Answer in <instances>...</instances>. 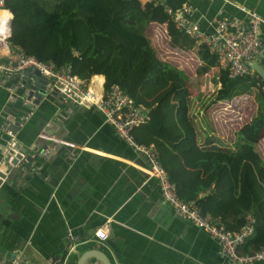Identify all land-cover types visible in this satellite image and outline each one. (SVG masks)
Returning a JSON list of instances; mask_svg holds the SVG:
<instances>
[{
    "label": "crops",
    "instance_id": "1",
    "mask_svg": "<svg viewBox=\"0 0 264 264\" xmlns=\"http://www.w3.org/2000/svg\"><path fill=\"white\" fill-rule=\"evenodd\" d=\"M161 1L172 8L189 3V17L208 34L221 18L247 21L242 7L264 17V0ZM156 27L161 28L160 40L151 35ZM151 28V41L164 62L188 83L190 115L200 140L212 136L220 146L244 144L237 130L256 113L253 95L213 101L221 86L219 67L199 73L203 62L196 47L173 48L164 24ZM260 32L262 53L255 61L264 68V25ZM0 58L13 59L7 40L0 42ZM104 81L103 75L89 80L101 88ZM10 84L0 77V163L8 152L9 132L35 159L23 162L27 172L0 184V264H12L16 255L23 257L22 264H47L48 257L70 247L67 264H76L90 249L105 252L113 264H231L215 238L164 202L157 180L146 172L147 159L102 112L52 98L21 113L10 103L15 93ZM230 104L242 115L238 123L230 122ZM103 225L108 238L99 242L95 231ZM87 264L101 263L92 258Z\"/></svg>",
    "mask_w": 264,
    "mask_h": 264
},
{
    "label": "trees",
    "instance_id": "2",
    "mask_svg": "<svg viewBox=\"0 0 264 264\" xmlns=\"http://www.w3.org/2000/svg\"><path fill=\"white\" fill-rule=\"evenodd\" d=\"M4 8L13 14L7 38L11 50L56 67L69 64L84 85L95 75L104 76L105 88L118 85L148 112L149 119L134 127V139L154 148L181 199L229 231L239 230L251 214L254 230L239 252L264 247V81L257 73L230 78L206 45L177 30L152 1L5 0ZM153 24L166 26L171 47H196L203 62L199 73L219 67L221 86L213 101L253 95L256 113L237 130L244 144L232 148L218 145L212 136L200 140L190 115L188 83L154 47ZM151 35L162 39L155 30Z\"/></svg>",
    "mask_w": 264,
    "mask_h": 264
},
{
    "label": "built area",
    "instance_id": "3",
    "mask_svg": "<svg viewBox=\"0 0 264 264\" xmlns=\"http://www.w3.org/2000/svg\"><path fill=\"white\" fill-rule=\"evenodd\" d=\"M148 1L162 6L177 30L194 39L197 44L206 45L210 52L215 54L219 67L226 69L230 78L249 74L251 72L249 63L255 61L262 53L260 28L264 25V17L253 10L242 7L247 21L228 17L219 19L215 31L208 34L189 17L191 11L189 3H184L179 8H172L161 0ZM4 3L5 0L0 3V9H4ZM10 22L11 19H9V25ZM10 53L13 59L4 61L0 58V77L21 73L28 68L37 70L51 82V87L57 90L64 102L102 112L105 120L114 127L117 134L147 159L148 176L157 180L162 199L173 208L178 217L192 222L215 238L221 255L231 264H264V247L252 254H241L238 250L245 239L253 233L255 218L251 214L246 216L245 223L239 230L229 231L213 225L201 214L195 204L181 199L175 183L167 176L154 148L144 146L134 139L132 133L134 127L149 119L148 112L137 106L118 85H111L104 90L90 82L84 85L83 80L72 73L69 64L56 67L52 61H42L21 51L10 49ZM229 107L230 112H233L231 124L240 122L242 115L236 111L237 107L232 104ZM218 115L222 117V111L218 112ZM9 134L11 139L6 153L8 157L0 163V168H3L0 170L5 174L14 168L10 162L18 153L15 136L10 132ZM262 147L264 151V144ZM104 226L106 225L99 226L95 231L99 242L108 238V230ZM72 250L73 247H70L65 253L48 257L47 264H67ZM22 260V256L16 255L12 264H22Z\"/></svg>",
    "mask_w": 264,
    "mask_h": 264
},
{
    "label": "water",
    "instance_id": "4",
    "mask_svg": "<svg viewBox=\"0 0 264 264\" xmlns=\"http://www.w3.org/2000/svg\"><path fill=\"white\" fill-rule=\"evenodd\" d=\"M10 34L11 26L9 25L8 35L4 39L7 40ZM249 65L264 80V68L259 66L256 61L250 62ZM2 78L10 82V87L15 89L14 98L10 103L14 105L13 108H15L18 112L23 113L26 109H31L33 105L39 104V102L44 101V99L51 100L53 98L51 101L55 103L63 101L56 89H49L51 82L47 78L43 77L37 70L28 68L21 73L2 76ZM104 89L105 86L103 85L102 90ZM46 149L47 145L43 146V150ZM25 153L26 148L18 146V153L10 162L14 165V168L8 174H5V172L0 170V184L4 180L9 182L17 179V173L20 175L23 172L28 171L29 166H24L23 162L25 161L30 164L33 163L35 158L31 153ZM7 157L8 155L5 156V158ZM92 258L98 260L101 264H113L105 252L97 249H90L81 253L78 256L76 264H87Z\"/></svg>",
    "mask_w": 264,
    "mask_h": 264
},
{
    "label": "rangeland",
    "instance_id": "5",
    "mask_svg": "<svg viewBox=\"0 0 264 264\" xmlns=\"http://www.w3.org/2000/svg\"><path fill=\"white\" fill-rule=\"evenodd\" d=\"M3 11L2 10H0V13H2ZM0 22L2 23V25H4L5 23H8V18H6L5 16H2V15H0ZM155 31H156V34H158L160 31H161V28H158V27H156L155 28ZM163 41V40H162ZM158 44V43H157ZM160 46L159 47H162V45H163V43H160L159 44ZM164 51H166V50H164ZM159 54H160V56H163L162 55V53L161 52H159ZM244 243V242H243ZM242 243V244H243ZM241 244V245H242ZM240 245V246H241ZM240 248V247H239Z\"/></svg>",
    "mask_w": 264,
    "mask_h": 264
},
{
    "label": "clouds",
    "instance_id": "6",
    "mask_svg": "<svg viewBox=\"0 0 264 264\" xmlns=\"http://www.w3.org/2000/svg\"><path fill=\"white\" fill-rule=\"evenodd\" d=\"M2 2H3V0H0V3H2ZM0 15H4L8 19H12L13 18V14L9 10L7 11V9L3 10V12L0 13ZM3 35H4V29L2 27H0V37H3Z\"/></svg>",
    "mask_w": 264,
    "mask_h": 264
},
{
    "label": "bare ground",
    "instance_id": "7",
    "mask_svg": "<svg viewBox=\"0 0 264 264\" xmlns=\"http://www.w3.org/2000/svg\"><path fill=\"white\" fill-rule=\"evenodd\" d=\"M0 10L3 11V10H6V9H0ZM0 27H2L4 29V35H3V37H0V41H2L5 38V36H6L7 32H8V29H9V19H8V23H5L4 25H2V23L0 22ZM1 49L2 50L5 49L4 45L1 46Z\"/></svg>",
    "mask_w": 264,
    "mask_h": 264
}]
</instances>
